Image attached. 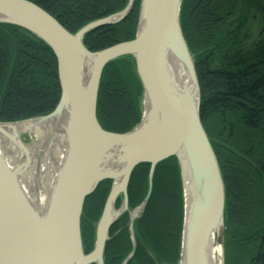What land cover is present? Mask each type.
I'll use <instances>...</instances> for the list:
<instances>
[{
    "label": "water",
    "instance_id": "95a60500",
    "mask_svg": "<svg viewBox=\"0 0 264 264\" xmlns=\"http://www.w3.org/2000/svg\"><path fill=\"white\" fill-rule=\"evenodd\" d=\"M133 2L127 0L120 11L71 34L28 0H0V24L25 30L51 50L60 90L49 114L0 122V264H104L109 228L125 212L131 251L121 264H127L135 249L132 222L149 199L156 165L170 157L176 160L182 193L176 263L219 264L218 258L213 261L212 246L220 249V257L225 193L216 157L200 125L199 86L179 23L182 0H139L131 40L96 52L82 42L90 31L123 21ZM126 56L133 61L142 89L141 114L131 130L114 133L102 130L96 120V98L104 66ZM26 122L44 127L39 143L35 136L34 144L29 132L15 131L16 124ZM55 131L63 151L45 186L38 180L39 172L45 154L52 151ZM139 164L149 165L146 193L129 211L128 180ZM31 175L35 183L27 185ZM105 180L111 182L110 188L94 224L92 250L84 254L83 202Z\"/></svg>",
    "mask_w": 264,
    "mask_h": 264
},
{
    "label": "trees",
    "instance_id": "16d2710c",
    "mask_svg": "<svg viewBox=\"0 0 264 264\" xmlns=\"http://www.w3.org/2000/svg\"><path fill=\"white\" fill-rule=\"evenodd\" d=\"M28 1L71 34L120 11L127 2ZM138 7L139 0H134L119 24L99 27L82 36L84 47L96 52L133 39ZM252 17L264 28V0H182L179 14L199 86L200 125L210 141L224 187V264H264V247L257 256L260 237H264V46L234 48L249 41L248 32L255 24L242 30L238 25ZM229 20L232 22L227 24ZM259 39L257 42L264 45V32ZM133 65L126 56L102 70L96 98V120L102 130L124 133L140 120L142 89ZM59 94L51 50L25 30L0 24V122L47 115L55 108ZM147 169L148 164H139L131 172L126 190L129 211L146 193ZM179 178L174 158L156 165L149 199L132 222L135 250L127 264H177L182 224ZM110 183L100 182L84 199L80 219L84 254L92 250L94 224ZM120 202L119 196L114 207L118 208ZM127 219L124 213L110 227L102 255L104 264H121L130 253Z\"/></svg>",
    "mask_w": 264,
    "mask_h": 264
},
{
    "label": "bare ground",
    "instance_id": "6f19581e",
    "mask_svg": "<svg viewBox=\"0 0 264 264\" xmlns=\"http://www.w3.org/2000/svg\"><path fill=\"white\" fill-rule=\"evenodd\" d=\"M174 67L176 69V74L178 75V77L179 76L182 77V74H180L181 70H180L179 66L175 64ZM15 131L19 132V133H21L23 131L29 132V134L31 135L32 140L35 144V141H36L34 139L35 136L37 137L38 143L41 141V139H43L44 127H42L41 125H39L37 123L26 122V123L16 124L15 125ZM55 136H56V138L54 140L52 151L49 154L50 156H48V153H46L45 157H44L45 161H44V165L42 166L44 172L43 171L39 172L40 178L38 180L42 181L45 186L52 178V174L50 173V171L53 170V165H54L53 163L55 161L59 160V156H60L61 152L63 151L62 144L60 142L59 133H56V131H55ZM38 143L36 145H38ZM26 183H27V185H29L30 183L31 184L35 183L32 175H31V177L29 176L26 179ZM38 198H39L40 202L43 200V197L41 195H38ZM219 252H220L219 248L212 246L213 261H215L216 258H218V260L220 259V257H218Z\"/></svg>",
    "mask_w": 264,
    "mask_h": 264
},
{
    "label": "flooded vegetation",
    "instance_id": "af4514ba",
    "mask_svg": "<svg viewBox=\"0 0 264 264\" xmlns=\"http://www.w3.org/2000/svg\"><path fill=\"white\" fill-rule=\"evenodd\" d=\"M252 19L253 20H251V21H245L244 22V25H243V23H240V25H238L239 26V28L238 29H240V30H242V29H245V27L248 25V24H251V23H253V24H255V27L252 29V30H250L249 32H248V36H250L248 39H249V41L248 42H245V43H240V44H238V45H236V46H234V48L236 47V48H240V49H256V48H259V47H262V46H264V45H260V43L259 42H257L258 40H260L259 38H261V36L263 35V32H264V28L263 27H260V26H258V25H256V20H255V18L254 17H252ZM232 22V20H229V22L227 23V24H229V23H231ZM235 28V26L231 29V31L233 30ZM227 29V28H226ZM226 29H224L225 31H226ZM241 34L242 35H245L244 34V32L243 31H241ZM126 213V212H125ZM124 214V213H123ZM117 221V220H116ZM115 221V222H116ZM114 222V223H115ZM112 225H113V223H112ZM110 229V228H109ZM260 246L259 247H257L259 250L257 251V256L259 257V255H260V253L263 251V241H264V237H260ZM134 242H135V240H134ZM135 250V249H134ZM256 256V259L255 260H257V257Z\"/></svg>",
    "mask_w": 264,
    "mask_h": 264
},
{
    "label": "rangeland",
    "instance_id": "374dc122",
    "mask_svg": "<svg viewBox=\"0 0 264 264\" xmlns=\"http://www.w3.org/2000/svg\"><path fill=\"white\" fill-rule=\"evenodd\" d=\"M26 135H24L22 138H23L24 141L27 142L28 138H26ZM218 261H219V264H224V258H223V254L222 253H221L220 259Z\"/></svg>",
    "mask_w": 264,
    "mask_h": 264
}]
</instances>
